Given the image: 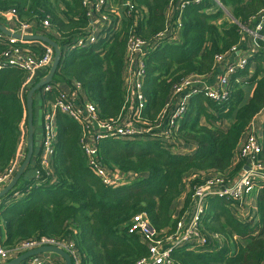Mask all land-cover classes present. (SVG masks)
I'll list each match as a JSON object with an SVG mask.
<instances>
[{
    "label": "trees",
    "instance_id": "1",
    "mask_svg": "<svg viewBox=\"0 0 264 264\" xmlns=\"http://www.w3.org/2000/svg\"><path fill=\"white\" fill-rule=\"evenodd\" d=\"M130 2L120 21L111 20L115 13L107 6L108 35L73 52L67 49L87 37L91 28L83 0H0V13L15 11L18 23L36 24L42 34L57 42L63 56L52 84H80L83 97L96 106L98 119L110 123L117 122L127 107L124 74L129 40L137 36L152 46L160 42L159 48L151 47L154 50L145 61V110L134 120L141 127L160 124L175 86L189 76L213 74L218 59L239 46L244 30H254L264 14V0ZM184 2L189 4L180 12ZM172 9V17H168L167 11ZM44 20L49 22L46 30L41 28ZM164 32L168 36L159 39ZM261 34L264 36V24ZM257 42L256 57L248 59L245 68L229 80L228 101L219 103L202 96L189 104L175 135L192 151L174 154L163 139L107 137L97 142L101 164L129 175L124 184L102 182L81 148L83 128L57 113L52 174L43 172L40 179L28 182H21L22 177L19 188L0 201V236L5 249L41 237L71 238L82 264H138L150 258L147 245L132 231L135 216L145 214L160 238L170 237L190 205L192 193L181 217L175 219L173 207L183 194L186 175L214 173L231 180L244 168L246 162L237 155L251 123L264 113V40ZM22 49L38 56L43 53L41 47L29 44ZM10 52V47L0 43V57ZM253 66L255 73L250 77ZM39 75L42 78L44 73ZM27 78L21 68L0 71V173L15 161L22 130L27 128V93L22 92ZM246 83L254 87L245 104ZM43 96L44 103H52L58 93ZM231 119L230 127L224 129ZM262 134L258 158L264 165V123ZM198 183V178L191 181V188ZM254 195L252 222H243L223 200L209 201L204 231L218 235L219 241L208 249L179 248L169 255L170 263L264 264V182L257 184Z\"/></svg>",
    "mask_w": 264,
    "mask_h": 264
},
{
    "label": "built area",
    "instance_id": "2",
    "mask_svg": "<svg viewBox=\"0 0 264 264\" xmlns=\"http://www.w3.org/2000/svg\"><path fill=\"white\" fill-rule=\"evenodd\" d=\"M111 0H83V6L88 10L87 17L91 22L90 32L87 37L80 38L77 42L67 49V52L80 51L96 44L100 36L106 37L109 30L106 26L109 22V17L104 14V10L110 5ZM201 0H195L199 3ZM131 2L127 3L129 6ZM189 3H182L180 12ZM5 17L15 19L18 25V34L20 38L3 37L0 35V43L10 47L11 52L0 57V71L21 68L28 74L22 92L25 93L30 82L40 72L44 73L41 79H44L54 62V49L40 41H28L25 32L27 29L36 24L18 23L15 11L0 13ZM123 19L125 17V8ZM100 19L105 24L102 29L95 30L94 20ZM264 24V14L260 21L256 24L254 30H247L256 40H264L261 34ZM41 28L46 30L49 28L47 20L41 21ZM170 31H167V34ZM165 32L159 35V39L166 38ZM41 36H45L41 32ZM47 37V36H45ZM176 39V38H175ZM24 44H29L36 47H41L43 53L41 56L36 54L25 53ZM150 45L147 41L132 36L127 47V57L125 62V89L127 93V107L124 115L114 123L108 121H100L97 117L96 106L90 102L79 101L81 86L78 83H73L74 92L64 90V85L50 83L41 90V95H46L49 92L56 91L58 96L52 103H44L43 99V139L41 146V154L39 158V168H36V178L40 179L43 172L52 174L51 165L55 154V144L57 140V113L67 115L78 123L84 131L83 139L81 140V148L87 157L88 163L94 173L106 185L124 184L129 175L119 171H113L101 164L98 160L97 142L107 137H113L116 140L124 141H156L163 139L169 147H172V153L184 155L192 150H186L183 143L177 139L176 131L182 124L189 104L199 98L206 97L212 101L223 103L228 101L227 88L230 78L239 70H242L247 65L246 59L238 61H230L231 57L238 52L239 46L232 48L227 56L220 57L218 64L228 60V65L224 73L218 78V85L214 89H203L202 77L189 76L181 84L175 86L174 93L169 99V103L165 110L160 115V124L156 126L144 125L136 123L134 120H139L145 110V99L142 94V85L145 78V61L147 53L153 51L151 47L159 48L158 44ZM23 143L26 137L25 129L22 130ZM261 151V140L257 136L255 130L250 129L249 135L244 141L237 155L239 159L245 161L247 169L243 170L235 178L229 180L224 175L209 173L205 176L192 175L187 178V182L199 179V183L192 188L190 208L183 217L178 220L176 232L174 235L166 238H160L159 233L151 226L145 214H139L132 220V231L136 232L147 245L150 258L142 260L138 264H171L169 255L179 249L186 247L188 250L195 248L208 249L213 246L220 237L218 235H209L204 231V224L208 214L209 201L220 199L226 202L236 215L243 222H252L256 212L254 206L257 184L264 182V165L260 162L258 156ZM20 162L18 156L15 161L3 173H0V192L9 185L15 177ZM19 197V194H15ZM56 247L68 253L72 259V264H82L81 257L76 249L73 239H52L41 237L32 241L23 242L14 248L8 250L2 245L0 236V264H7L14 259L24 255L25 253L41 247ZM50 255H38L28 259L25 264H57L56 260ZM57 259V258H56Z\"/></svg>",
    "mask_w": 264,
    "mask_h": 264
},
{
    "label": "crops",
    "instance_id": "3",
    "mask_svg": "<svg viewBox=\"0 0 264 264\" xmlns=\"http://www.w3.org/2000/svg\"><path fill=\"white\" fill-rule=\"evenodd\" d=\"M172 11H173V9L167 11L168 17H172ZM103 24H104L103 21H101L100 19H95L94 24H93L94 25L93 28L95 30L102 29ZM0 26L3 27L6 30V32L11 34V35L18 34V29H17L18 25L15 23L14 20H11L10 17H5L3 15H0ZM9 34L8 35L4 34L0 30V35L3 37H13ZM25 35H26V37L41 36V32L38 30L37 25H33L32 27H30L29 29L26 30ZM257 43H258L257 40L253 36H251L247 30H244V32L242 33V40H241V43L239 45L238 52L231 57L230 61L232 62V61H238L241 59L247 60V59L255 58L257 55V51L259 50ZM227 65H228V60L223 61L222 63L218 64V68L215 70V72L213 74L202 78L203 89H214L218 85V83H217L218 78L224 73ZM254 73H255V67L253 66L249 69V76L253 77ZM39 81H41V77L38 74L30 82L29 86L26 89V93L28 94V92L31 90V88L34 87ZM63 87H64V90H67L69 92L75 91L74 85H71V86L64 85ZM253 87H254V85L251 83H246L245 86L243 87V89H244V103L245 104L248 103L251 99ZM78 96H79V98H78L79 101H76V104H81V102H83V101L89 102L83 97V95L81 93H80V95L78 93ZM33 99H34V104H33L34 154H33V159H32V161H31L29 167L27 168L23 177H25L27 175V173L30 172L31 178L32 177L36 178V173H37V171H36L37 167L36 166L39 162V158H40V154H41L42 139H43V97L41 95V91H37L34 94ZM231 123H232V119H231V121L224 123L223 128L228 129L230 127ZM263 123H264V113L257 116L254 119V121L251 123V127H250V129L255 130L257 136L259 137V139L261 141H262V136H263V134H262ZM25 131H26L25 140L23 143L22 142L20 143V145L18 147V152H17V156H18V159L20 162V166L24 162L26 155H27V151H28L27 128ZM194 149H195V147H194ZM186 150H193V149L186 146ZM245 169H247L246 166H244L243 170H245ZM192 175H195V174L193 172H191L188 175H186V177L184 179V185H183V194H182L181 198H179L174 203L173 209H174L175 219H178L179 216L181 217V213L185 208L186 199L189 197L190 193H192L191 184H190V182H187V178H190ZM254 206H256L255 200H254ZM189 208H190V205L185 210V213L187 211H189ZM55 260L58 262V264H65L63 262V260H60L58 258L57 259L55 258Z\"/></svg>",
    "mask_w": 264,
    "mask_h": 264
},
{
    "label": "water",
    "instance_id": "4",
    "mask_svg": "<svg viewBox=\"0 0 264 264\" xmlns=\"http://www.w3.org/2000/svg\"><path fill=\"white\" fill-rule=\"evenodd\" d=\"M0 30L4 34H9L6 32V30L0 26ZM11 35V34H9ZM16 38H20L21 36L19 34L11 35ZM28 41H40L42 43H45L49 46H51L54 49L55 52V58L54 62L52 64V67L48 73V75L44 78L41 79L34 87L31 88V90L28 92L26 96V110H27V155L24 160V162L21 164L19 167L15 177L13 180L9 183L8 186H6L1 192H0V201L4 199L7 195H9L12 191L16 189V187L19 184V181L21 178L24 176L27 168L29 167L32 159H33V154H34V114H33V104H34V94L37 91H41L44 87L49 85L50 83L53 82V78L55 74L58 71V68L61 65L62 61V56L63 52L61 51L59 45L57 42L49 39L48 37L45 36H34V37H24ZM38 255H51V256H56L58 259L63 260L65 264H72V259L68 253L63 251L60 248L56 247H41L38 249L31 250L24 255L18 257L17 259H14L13 261L7 263V264H25V262L35 256Z\"/></svg>",
    "mask_w": 264,
    "mask_h": 264
},
{
    "label": "rangeland",
    "instance_id": "5",
    "mask_svg": "<svg viewBox=\"0 0 264 264\" xmlns=\"http://www.w3.org/2000/svg\"><path fill=\"white\" fill-rule=\"evenodd\" d=\"M131 0H121V1H113L111 0L110 1V5L112 6V10L114 11L115 13V17L114 18H111V20H114V19H117L118 21H120L122 18H123V14H124V8L126 7L127 3H129ZM221 21L218 23L219 25H221ZM34 178V177H32ZM31 178V173L28 172L27 175L25 177H23V179L21 180V182H28L30 180H32ZM21 183L18 184V186L16 187V189L19 188V185ZM51 256V255H50ZM53 258H49L50 260H55V258H57L56 256H51Z\"/></svg>",
    "mask_w": 264,
    "mask_h": 264
}]
</instances>
